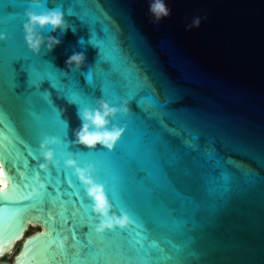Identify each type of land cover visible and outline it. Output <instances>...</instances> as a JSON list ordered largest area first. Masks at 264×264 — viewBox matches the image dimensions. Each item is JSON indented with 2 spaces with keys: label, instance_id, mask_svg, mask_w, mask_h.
Wrapping results in <instances>:
<instances>
[{
  "label": "water",
  "instance_id": "obj_1",
  "mask_svg": "<svg viewBox=\"0 0 264 264\" xmlns=\"http://www.w3.org/2000/svg\"><path fill=\"white\" fill-rule=\"evenodd\" d=\"M166 3L170 15L157 21L150 0H0V33L9 37L0 41V162L10 184L0 191V257L23 240L14 262L0 264H264V0ZM48 9L62 10L69 28L42 30L61 42L28 64L32 79L53 65L69 88L80 82L87 104L62 89L33 88L13 69L16 55H32L27 12ZM78 52L85 64L69 68ZM149 96L171 115H157ZM100 99L129 109L112 120L126 128L114 149L76 143L79 110ZM160 120L175 129L165 133L170 145L158 138ZM53 137L49 162L41 143ZM144 146L174 159L165 165L169 177L199 209L153 182ZM105 164L106 175L98 171ZM81 169L118 214L121 202L132 208L135 223L130 217L127 227L99 234L103 217ZM81 195L96 217L88 228Z\"/></svg>",
  "mask_w": 264,
  "mask_h": 264
},
{
  "label": "clouds",
  "instance_id": "obj_2",
  "mask_svg": "<svg viewBox=\"0 0 264 264\" xmlns=\"http://www.w3.org/2000/svg\"><path fill=\"white\" fill-rule=\"evenodd\" d=\"M34 3L39 5L41 0H34ZM150 11L157 21L170 15L166 0H150ZM27 17L28 19L24 24L25 39L30 49L37 54L45 46L51 51L61 42L55 36L46 39L42 34L43 29L50 27L55 31H66L69 28L65 14L60 9H48L42 12L30 10L27 12ZM8 39L9 37L6 33H0V41ZM85 62L86 56L80 52L74 53L67 60L68 67L74 69H80ZM128 111L129 109L126 105L123 107L116 106L103 99L98 101V107L95 109L84 107L79 110L82 124L75 131L76 143L88 148H96L98 145H103L108 149H114L125 135L126 128L119 125L113 126L112 120L121 112L126 113ZM57 142L58 138L53 137L41 143L42 155L49 162H52L54 158V151L50 145ZM68 163L74 165L76 161L69 160ZM5 175L4 165L0 162V191L10 187V184L4 179ZM79 175L89 186L88 191L94 199L95 212L103 217L101 222L95 226L96 231L99 234H104L107 230L115 229L116 227H127L131 222L130 216L128 214H118L115 211L113 204L106 195L104 186L90 178L83 169L79 170Z\"/></svg>",
  "mask_w": 264,
  "mask_h": 264
},
{
  "label": "snow or ice",
  "instance_id": "obj_3",
  "mask_svg": "<svg viewBox=\"0 0 264 264\" xmlns=\"http://www.w3.org/2000/svg\"><path fill=\"white\" fill-rule=\"evenodd\" d=\"M45 7V5H44ZM32 55H24V54H18L16 55V57L13 59L12 61V66L13 69L15 71H17V73H21L23 74V77L25 79H27L31 86L33 88L39 87L40 90H44L45 88L48 87H54L56 89H62L63 91H65L66 93V98L71 101V102H75L78 104H87L88 101V96L87 94L84 92L82 86L80 85V82L78 84H74L69 88L68 82L66 80V78L63 76L62 73L57 72L55 70V67L53 65H49V71L45 74L43 79H40L39 82L37 83L36 81H34L32 79V74L29 71L28 68V64L33 63L35 60L40 58V54H37L33 51ZM103 54V53H102ZM23 61V63L19 64V67H17V63ZM104 65H107V67L109 66V61L105 60L103 61ZM56 79L57 83L56 84H52L53 79ZM89 81L91 80V74H89ZM47 82V86H45V83ZM148 101L150 102V104L157 110V115L160 114H164V115H171L170 110H168L167 108V104L166 102H161L159 100V98L155 97V96H149L147 97ZM120 107H123V103L121 101L120 103ZM160 125H161V129H160V133H159V139L162 140V142L165 145H170L171 141L168 140L165 137V133L168 132H175V129H169L167 124L164 123L163 120L159 121ZM192 139H188V140H184V143L187 144L189 147H192ZM179 150H176V152H174L172 155L173 157H176L178 154ZM40 153H36L37 158H39ZM144 158L151 164V168L149 170V174L153 180V182L158 186V187H162L165 188L167 190H170L171 192H173L176 196V198L178 200L181 201L182 206L186 205V204H192L193 209H199V204L194 200V198L190 197V196H186L184 193L179 192L174 184L172 183L170 177H169V173L165 168L166 164H171L174 163V159H165L163 154H160L158 152H155L150 146H144V152H143ZM213 157L211 155H209V159H212ZM110 167V165L105 164L103 166L102 169H98L99 172H101L102 174H107V170ZM114 178V177H113ZM225 180H227V177H224ZM189 181H191V177L189 178ZM70 183H72L71 181H69ZM75 187V186H74ZM223 187L224 191H227V185L225 184ZM197 191H200L201 188L200 186L197 187L196 189ZM215 189H207L205 191L206 195H211L215 192ZM78 194L76 191H73V195ZM221 195H223V192L220 193ZM113 198L116 199V193L113 194ZM82 209L84 210L83 215L85 217L84 221H81L82 226L85 228H88L92 221L96 219L95 214L91 211V209L89 208V205L87 204V202L85 201V199L83 198V196L81 195V200L79 201ZM94 208V206H92ZM121 214H128L130 217L133 218V223H135V219H136V213L135 211L128 207L126 204H123L121 202V206L119 209ZM128 232L132 235H136L135 229L133 228H129ZM172 264H183L182 261L180 260H176L173 261Z\"/></svg>",
  "mask_w": 264,
  "mask_h": 264
},
{
  "label": "rangeland",
  "instance_id": "obj_4",
  "mask_svg": "<svg viewBox=\"0 0 264 264\" xmlns=\"http://www.w3.org/2000/svg\"><path fill=\"white\" fill-rule=\"evenodd\" d=\"M41 229L40 226H34L33 228H31L28 232L27 235H31L37 231H39ZM23 245V240L19 241L15 247L13 249H11L9 252L5 253L4 256L0 257V260H5V261H10L11 263L14 262V258L16 257V255L19 253V251L21 250V247Z\"/></svg>",
  "mask_w": 264,
  "mask_h": 264
},
{
  "label": "bare ground",
  "instance_id": "obj_5",
  "mask_svg": "<svg viewBox=\"0 0 264 264\" xmlns=\"http://www.w3.org/2000/svg\"><path fill=\"white\" fill-rule=\"evenodd\" d=\"M17 241V240H16ZM16 241L13 243L12 247L10 248V250L13 248V246L15 245Z\"/></svg>",
  "mask_w": 264,
  "mask_h": 264
},
{
  "label": "flooded vegetation",
  "instance_id": "obj_6",
  "mask_svg": "<svg viewBox=\"0 0 264 264\" xmlns=\"http://www.w3.org/2000/svg\"><path fill=\"white\" fill-rule=\"evenodd\" d=\"M3 261V260H0V262Z\"/></svg>",
  "mask_w": 264,
  "mask_h": 264
}]
</instances>
